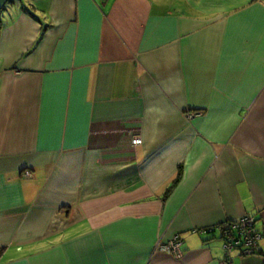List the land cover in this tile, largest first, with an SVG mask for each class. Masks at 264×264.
Masks as SVG:
<instances>
[{
  "label": "crops",
  "instance_id": "1",
  "mask_svg": "<svg viewBox=\"0 0 264 264\" xmlns=\"http://www.w3.org/2000/svg\"><path fill=\"white\" fill-rule=\"evenodd\" d=\"M245 216L264 264V0H0V264H221Z\"/></svg>",
  "mask_w": 264,
  "mask_h": 264
},
{
  "label": "built area",
  "instance_id": "2",
  "mask_svg": "<svg viewBox=\"0 0 264 264\" xmlns=\"http://www.w3.org/2000/svg\"><path fill=\"white\" fill-rule=\"evenodd\" d=\"M135 144H140L139 138L134 139ZM222 235L225 243V257L221 264H233L234 249L240 247L243 254H254L257 251L258 240L261 234L255 228V218L253 216H245L236 221H230L223 226ZM156 248L168 251L177 258H182L184 255L183 240L175 237L169 242L158 241Z\"/></svg>",
  "mask_w": 264,
  "mask_h": 264
},
{
  "label": "trees",
  "instance_id": "3",
  "mask_svg": "<svg viewBox=\"0 0 264 264\" xmlns=\"http://www.w3.org/2000/svg\"><path fill=\"white\" fill-rule=\"evenodd\" d=\"M171 189H172V187H170V188L168 189V192H169ZM1 253H2V249L0 248V256H1Z\"/></svg>",
  "mask_w": 264,
  "mask_h": 264
}]
</instances>
